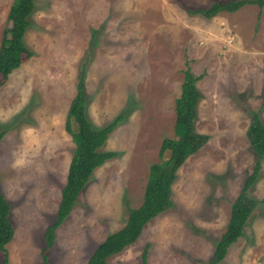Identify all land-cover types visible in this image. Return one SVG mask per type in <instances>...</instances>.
<instances>
[{"label":"rangeland","instance_id":"374dc122","mask_svg":"<svg viewBox=\"0 0 264 264\" xmlns=\"http://www.w3.org/2000/svg\"><path fill=\"white\" fill-rule=\"evenodd\" d=\"M13 0H0V44ZM228 0H35L24 41L32 51L0 86V192L15 233L9 264H43L45 229L56 215L75 143L65 129L85 68L88 117L96 126L126 115L49 250V264H87L95 247L139 207L151 166L168 159L184 70L202 77L195 131L210 139L183 163L173 205L110 264H208L256 154L252 110L264 121V6L246 4L212 18L191 14ZM163 150V151H162ZM263 170L259 201L244 234L220 264H264ZM4 252L0 251V264Z\"/></svg>","mask_w":264,"mask_h":264},{"label":"trees","instance_id":"16d2710c","mask_svg":"<svg viewBox=\"0 0 264 264\" xmlns=\"http://www.w3.org/2000/svg\"><path fill=\"white\" fill-rule=\"evenodd\" d=\"M246 4H257L262 8L264 0L215 1L207 8L188 11L191 14L212 18L223 11L235 12ZM34 9L35 0L12 1L7 16L8 24L3 30L0 44V86L8 79L11 72L22 64L23 53L28 56L33 54L26 46L24 35L30 25L29 17ZM82 69L76 94L70 103L65 122V129L72 136L75 149L68 167L66 183L61 190V199L55 218L45 229V244L42 248L43 264H49L48 252L55 243L57 229L69 216L94 170L117 155L115 150H104L102 146L126 115V111L123 110L109 123L102 126L94 125L87 113L85 68L82 67ZM201 77V75H195L190 66L184 70L181 94L176 99L175 136L166 137L162 144L163 150L170 151V157L151 166V178L146 185L142 204L130 209L125 225L109 233L95 247L87 264H110L111 256L135 242L152 218L173 205L172 186L177 178L178 170L188 157L201 149L210 139L209 134L198 133L194 128L197 104L203 96L197 85ZM251 112L252 119L247 133L257 160L253 171L247 176L239 195L232 204L227 229L216 242L214 253L208 264H220L224 261L229 248L243 236L245 225L259 203L250 195V191L263 170L264 121L259 111ZM6 132V129H0V141ZM10 211L9 200L0 192V251L4 252L2 264H9L6 246L15 233L14 225L10 220ZM148 252L149 244L142 252V264H149Z\"/></svg>","mask_w":264,"mask_h":264}]
</instances>
